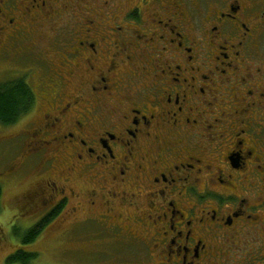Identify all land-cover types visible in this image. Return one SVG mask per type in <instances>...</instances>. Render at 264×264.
<instances>
[{
	"label": "flooded vegetation",
	"instance_id": "flooded-vegetation-1",
	"mask_svg": "<svg viewBox=\"0 0 264 264\" xmlns=\"http://www.w3.org/2000/svg\"><path fill=\"white\" fill-rule=\"evenodd\" d=\"M11 72L40 95L0 180L37 166L34 225L140 264H264V0H0Z\"/></svg>",
	"mask_w": 264,
	"mask_h": 264
},
{
	"label": "rangeland",
	"instance_id": "rangeland-1",
	"mask_svg": "<svg viewBox=\"0 0 264 264\" xmlns=\"http://www.w3.org/2000/svg\"><path fill=\"white\" fill-rule=\"evenodd\" d=\"M26 50V49H25ZM8 63H2L1 67ZM26 68V67H23ZM32 74V73H31ZM34 74V73H33ZM17 73L8 75L0 73V81L18 78ZM20 78V77H19ZM28 83L33 87L37 98L40 91L37 78L25 75ZM27 122L21 121L13 126L0 125V172L6 167L13 165L23 152L22 147L12 148L16 142L14 138ZM22 133V132H21ZM37 168V166H34ZM28 169L17 176L6 175L4 181L0 180L3 186L1 198L2 210L0 212V264H9L8 256L14 254L19 249L30 252H37L39 255L34 261L35 264H140L133 262V254L126 248L118 245L114 241L105 243L96 239L95 230L92 226H82L78 233H75L70 226V222L60 223V219L52 223V220L44 226L38 237L30 243L24 244L23 238L29 229L35 225L30 213L21 208L25 203L24 194L33 186L39 177L38 171ZM20 213H25L22 218L15 217ZM100 237V236H99ZM98 237V238H99ZM101 242V244L99 243Z\"/></svg>",
	"mask_w": 264,
	"mask_h": 264
},
{
	"label": "trees",
	"instance_id": "trees-1",
	"mask_svg": "<svg viewBox=\"0 0 264 264\" xmlns=\"http://www.w3.org/2000/svg\"><path fill=\"white\" fill-rule=\"evenodd\" d=\"M36 99V93L25 77L0 81V125L10 126L15 124L34 108ZM2 194L3 186L0 183V212L2 210ZM49 221H51V217H46L29 229L23 238V243L33 242ZM38 255L37 252L19 249L8 256L7 262L9 264H35L34 261Z\"/></svg>",
	"mask_w": 264,
	"mask_h": 264
}]
</instances>
